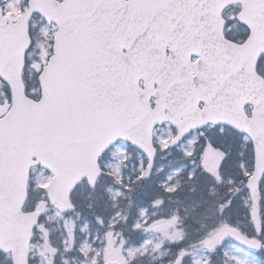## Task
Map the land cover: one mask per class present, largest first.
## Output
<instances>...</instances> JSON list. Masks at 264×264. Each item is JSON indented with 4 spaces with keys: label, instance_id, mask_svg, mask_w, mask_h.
<instances>
[{
    "label": "snow or ice",
    "instance_id": "snow-or-ice-1",
    "mask_svg": "<svg viewBox=\"0 0 264 264\" xmlns=\"http://www.w3.org/2000/svg\"><path fill=\"white\" fill-rule=\"evenodd\" d=\"M0 264H264V0H0Z\"/></svg>",
    "mask_w": 264,
    "mask_h": 264
}]
</instances>
